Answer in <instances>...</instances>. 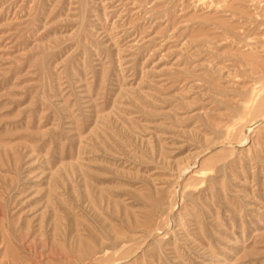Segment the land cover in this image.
<instances>
[{"label":"rangeland","instance_id":"1","mask_svg":"<svg viewBox=\"0 0 264 264\" xmlns=\"http://www.w3.org/2000/svg\"><path fill=\"white\" fill-rule=\"evenodd\" d=\"M0 264H264V0H0Z\"/></svg>","mask_w":264,"mask_h":264}]
</instances>
